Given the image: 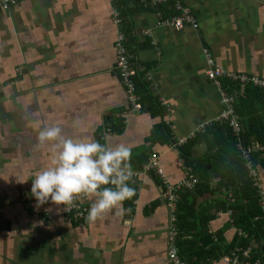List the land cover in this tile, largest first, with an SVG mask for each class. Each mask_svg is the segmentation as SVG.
<instances>
[{
    "label": "crops",
    "instance_id": "0c3cea01",
    "mask_svg": "<svg viewBox=\"0 0 264 264\" xmlns=\"http://www.w3.org/2000/svg\"><path fill=\"white\" fill-rule=\"evenodd\" d=\"M127 3L125 47L133 51L141 75L148 76L149 93L163 115L148 108L126 117L127 94L117 70L116 42L122 29L115 13L125 11L120 0H20L12 14L0 12V264H171L168 250L179 232L177 223L183 226L181 239L195 251L193 264L215 244L217 256L237 250L223 257L234 264H264L261 258L252 259L253 250L262 247L256 241L260 236L235 227L222 209L225 194L198 191L199 196L184 200L180 211L184 216L177 220L176 206L171 211L159 199L162 185L155 171L132 167L141 173L132 207L123 201L122 214L113 209L94 223L86 219L70 223L66 206L51 201L37 207L32 179L51 166L50 148L36 147L44 125L60 126L66 138H93L109 146L124 143L132 161L156 155L158 170L171 185L189 172L211 189L221 182L212 159L205 157L207 143L194 147V170L183 164L172 143L153 137L164 124L172 141H186L217 123L225 109L224 94L233 95L236 103L244 96V86L238 95L231 91V80L209 79L205 50L228 74L264 79V0ZM180 6L193 15L197 29L191 24L180 30L163 24L185 16ZM262 109L264 102L254 100L247 109L241 107L249 116L251 110L261 114ZM232 131L239 137L241 132ZM237 146L242 156L243 149L250 148L240 141ZM251 154V165L243 156L244 165L251 167L264 193V167L260 163L255 167ZM79 201L86 207V217L94 198ZM220 257L209 264H232Z\"/></svg>",
    "mask_w": 264,
    "mask_h": 264
},
{
    "label": "trees",
    "instance_id": "16d2710c",
    "mask_svg": "<svg viewBox=\"0 0 264 264\" xmlns=\"http://www.w3.org/2000/svg\"><path fill=\"white\" fill-rule=\"evenodd\" d=\"M120 1L125 9L124 12L121 11V13H119L121 20L120 27L125 37L127 33L125 34L123 29V25L125 24L124 17L129 14V10L127 0ZM174 10L172 12L176 11ZM127 39L128 37H125L124 43L126 46ZM129 53L134 55L133 51L130 49ZM133 66H136L135 60L133 61ZM140 72L142 71L139 69L135 82L137 93L142 96L141 102L143 104V111L148 108H157L159 113L163 115V108L159 105L157 99L149 93L147 83L149 79H145L143 77L144 75L142 76ZM230 80L231 79H229V81ZM231 81L233 83V89L231 91L233 92L236 90L238 95L240 90H242L241 86H244V96L239 98L238 103H236L237 101L234 102L236 114L239 116L242 126V131L239 137L233 133L228 122L223 121L210 125L208 128H205L192 138L187 139L185 143L179 145L177 142L172 141L171 132L166 125L162 124L156 129L153 140L160 141L161 143H172L173 146L177 148L179 157L181 161H183V164L186 166H194V170H196L194 165L195 161L192 158L194 147L203 142L207 143L209 146V152L205 157L212 159L211 164L220 176L221 182L211 189L207 183L203 182V179L201 180L198 178L199 182L193 188L180 190L177 194L178 202L175 209V214L177 216L176 219H181L180 217L184 216V214L180 211L186 198L193 197L195 194L199 196L200 194L198 191L204 189H207V191L210 190L211 193L213 191L221 192L222 196L225 194V199H223L224 201H221L222 206H224L222 209L229 212L235 227L238 230H242V232L248 233L249 235L252 234L256 237L260 236L259 241H256L262 247L257 250L254 249L255 247L253 248L252 259L255 260L257 258H261V260L264 261V211L261 205L263 200L262 195L264 196V193H261L262 190L258 187L256 180H254V175L251 169L244 165L245 162L243 160L241 150L237 146L240 141L242 146L252 148L253 153L251 154V158L253 157L252 159L254 160L255 167L259 163L264 167V110L262 109L261 114L254 113V111L251 110L250 116L248 111H245L244 113V111L241 110V107L243 106L247 109L251 100L262 104L264 102V88H255L252 83L241 85L238 84L237 81ZM227 95L229 97L233 96L228 92ZM260 147H263L262 151H258V148ZM212 150H215V152H212ZM147 161L148 159L146 160L143 156H139L136 161L130 160L129 163L131 164V167H136L138 170L143 168V165ZM137 178L138 176H133L128 182L129 186L135 189L134 196L125 200L129 208L132 207L133 202L137 197ZM84 219L85 217L77 221H69L70 223L80 224ZM175 225L179 231L174 240L177 256L181 259V261H184V264H193L192 256L195 251L194 253L191 252V244L186 240L181 239L184 235L180 234V228L183 226H180V223ZM190 242H192V240H190ZM250 244L251 242L246 244L243 249L249 247ZM216 245L218 246V244H215L210 250H204V253L202 252V255L194 262V264H209V262L213 261V259H218L220 256V261H223V257L225 255L237 252L234 248V250H231L229 254L222 255L224 253H221L217 256L215 255L217 251V248H215Z\"/></svg>",
    "mask_w": 264,
    "mask_h": 264
},
{
    "label": "clouds",
    "instance_id": "9594fccd",
    "mask_svg": "<svg viewBox=\"0 0 264 264\" xmlns=\"http://www.w3.org/2000/svg\"><path fill=\"white\" fill-rule=\"evenodd\" d=\"M36 147H49L51 166L32 179L31 194L37 207L48 203L71 206L79 195L94 202L85 217L89 223L116 209L135 194L129 186L134 173L129 163L131 149L124 143L112 146L93 138H66L58 125H44L38 131Z\"/></svg>",
    "mask_w": 264,
    "mask_h": 264
},
{
    "label": "built area",
    "instance_id": "2783aa9c",
    "mask_svg": "<svg viewBox=\"0 0 264 264\" xmlns=\"http://www.w3.org/2000/svg\"><path fill=\"white\" fill-rule=\"evenodd\" d=\"M19 1L20 0H0V12L7 15L13 13ZM165 1L166 0H153V3L156 6H160L162 3H165ZM180 7L185 11V16L173 18L171 21L166 20L165 22H163V24H171L177 30L183 28L185 24H191L195 29H197L198 24L194 19L193 15H191L189 10H187L185 7L183 6ZM115 17H116V23L120 25L121 20L119 13L116 12ZM124 42H125V37L122 33H120L116 42V49L118 52L117 70L120 74L122 84L126 89L127 105H128L126 117H128L132 115L141 114L143 111V105L141 102V97L137 93V87L135 82L136 77L138 75L139 67L133 66V61L135 60V58L132 54H130L127 51ZM205 56L209 67V70L207 72L209 79L218 82L222 78H228L233 81H237L240 84L252 83L257 87L264 88V79L257 78L254 76H248L245 74H234V73L228 74L224 72V70H222L220 67H217L212 55L207 50H205ZM221 102L222 105L225 107V109L223 113L220 115V117H218L217 122L220 123L223 121H227L234 130V132L239 134L242 129L234 108V98L224 94ZM106 133L109 134L110 130L106 129ZM176 142L179 145L185 143L186 141L176 140ZM251 152H252L251 148L243 149L244 159L248 161L249 165H251V162L249 161ZM156 158H157L156 155H152L151 158H149L148 161L143 165L142 169L143 171H147V172L155 171L156 173L157 172L159 173L161 179V185H162V190L159 199L161 202L167 204L170 207L171 211H173L178 202V195H177L178 192L183 189L193 188L198 183V179L191 172H189L183 181H180L175 185H171L164 178V176L160 174L158 170V163ZM249 168L251 167L249 166ZM133 173H134L133 176H138L141 174L140 172H136V171H133ZM84 198H86L85 195H79L76 197V200H74L71 206H66L65 213L69 220L77 221L83 219V217L86 214L85 213L86 207L79 200ZM262 199L263 200L261 205L264 211L263 195H262ZM172 233L174 232H171V237L173 236ZM263 247H264V243H263ZM168 259L171 264H184V262L181 261L177 256L173 239H171V243L169 245ZM223 261L232 264L235 263V260L230 258H223ZM256 264H261V261L257 262Z\"/></svg>",
    "mask_w": 264,
    "mask_h": 264
},
{
    "label": "water",
    "instance_id": "95a60500",
    "mask_svg": "<svg viewBox=\"0 0 264 264\" xmlns=\"http://www.w3.org/2000/svg\"><path fill=\"white\" fill-rule=\"evenodd\" d=\"M7 15V14H6Z\"/></svg>",
    "mask_w": 264,
    "mask_h": 264
}]
</instances>
